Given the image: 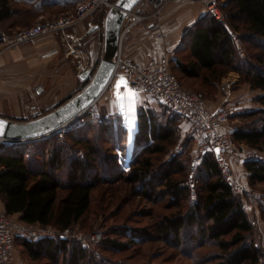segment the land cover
Here are the masks:
<instances>
[{"label": "trees", "instance_id": "trees-1", "mask_svg": "<svg viewBox=\"0 0 264 264\" xmlns=\"http://www.w3.org/2000/svg\"><path fill=\"white\" fill-rule=\"evenodd\" d=\"M218 2L225 25L208 14L193 24L187 34L189 54L178 59L176 73L197 93L216 86L231 71L250 89L259 90L260 107L238 114L244 121L231 134L234 143L258 147L264 143V0ZM9 10V0H0V18L7 17ZM231 32L244 45L243 57ZM192 77L199 80L190 85L187 82ZM161 107L168 111L161 114L163 118L148 110L137 113V129L129 146L124 144L126 131L119 125L120 119L112 115L108 123L87 118L80 127L63 131L62 136L1 144L0 199L5 213L18 214L24 223L65 229L86 217L98 187L122 185L131 196L151 204L166 198V209H174L155 216L149 227L114 224L110 232L127 238L131 246L162 240L191 253L196 264H259L264 244L255 240L254 225L242 201L223 179L213 152L205 154L196 169L198 186L192 203L183 160L172 157L155 166L154 156L164 154L174 144L179 129L178 115ZM92 129H97L111 147L103 148L89 139L86 131ZM115 149L120 153L112 156ZM244 166L251 185L264 183V162L246 161ZM15 240L35 263L114 264L90 254L75 240ZM98 244L118 252L128 250V244L117 239L104 237Z\"/></svg>", "mask_w": 264, "mask_h": 264}, {"label": "crops", "instance_id": "crops-1", "mask_svg": "<svg viewBox=\"0 0 264 264\" xmlns=\"http://www.w3.org/2000/svg\"><path fill=\"white\" fill-rule=\"evenodd\" d=\"M73 3L74 0H9V15L0 18V32L10 35L29 26L39 16L51 17L68 10ZM104 11L107 13L109 10H97L65 31L42 34L30 43L11 44L3 49L0 54V117L13 121L37 118L85 87L88 79L82 80L80 74L88 69L94 70L104 53ZM137 12L148 16L151 8L143 2ZM207 14L200 0L174 1L164 8L153 26H150L152 19H145L128 29L122 38L119 37L117 55L125 62L143 64L167 50L170 68L176 72L178 59L184 60L189 54L187 34L190 28ZM128 19L123 20L120 36ZM158 33L164 34V38L159 39ZM230 35L232 39L236 36L233 32ZM238 77V73L233 71L223 76L215 86L213 93L218 94L215 100L204 101V107L208 110L229 108L232 105L230 94H235L232 85L239 82ZM189 80L198 82L199 79L192 77ZM120 91L125 93L123 87ZM135 92L138 97L142 94ZM101 98L107 101L109 112L124 116V113L131 114L133 118L136 106L145 101L138 98L134 109L121 108L116 103L114 88L106 90ZM179 127L184 131L186 125L180 123ZM234 168L236 175L244 173L243 164H236ZM0 211H4L1 199Z\"/></svg>", "mask_w": 264, "mask_h": 264}, {"label": "built area", "instance_id": "built-area-1", "mask_svg": "<svg viewBox=\"0 0 264 264\" xmlns=\"http://www.w3.org/2000/svg\"><path fill=\"white\" fill-rule=\"evenodd\" d=\"M117 1L74 0L73 5L59 15L48 18L39 16L38 22L27 28L18 29L10 35L0 32V54L8 45L30 43L39 35L65 31L82 20L87 19L101 8L107 11L110 10L115 6ZM174 1L183 2L186 0H141L131 11L126 12L125 19H129L127 24L122 28L120 38L123 37L128 29L141 23L142 20L152 19L150 26H153L164 8ZM143 2L151 8V13L148 16L137 12L139 5ZM200 2L208 15L222 25H225V19L218 0H200ZM158 38L163 39L164 34L158 33ZM233 40L239 55L243 57L244 51L237 35L233 37ZM115 61V69L108 81L106 90L114 87L117 79L125 77L131 89L141 92L149 100L155 102V104L166 107L178 115L186 125V134L193 140L196 147L202 151L211 149L214 152L220 173L230 186L233 195L237 196L243 193L242 186L236 178L233 166L237 162L244 163L254 160V155L240 152L233 147L231 134L234 127L227 124L228 115L226 110L222 107L212 110L206 109L204 107V100L199 93L188 91L182 86L171 71L167 50L160 56L153 57L143 64L125 62L119 58V55L116 56ZM97 101L89 104L78 116L85 112H90L96 116ZM72 121L57 133L67 130ZM187 185L192 187V181H187ZM249 196L253 200L259 199V195L255 193H250ZM191 201L194 202L195 198H191ZM16 236L28 240L39 238L75 240L82 246H86L100 242L103 233L101 231L85 233L72 227L56 229L50 225L24 223L17 219H12L4 211H0V264H25L22 260L17 259L15 255Z\"/></svg>", "mask_w": 264, "mask_h": 264}, {"label": "rangeland", "instance_id": "rangeland-1", "mask_svg": "<svg viewBox=\"0 0 264 264\" xmlns=\"http://www.w3.org/2000/svg\"><path fill=\"white\" fill-rule=\"evenodd\" d=\"M38 21L39 19L36 18L32 24ZM32 24H30L29 26H31ZM29 26H26L24 28H27ZM241 45L244 51V55H246L244 45L243 44ZM171 71L186 90L197 93V91L195 92L194 89L189 88L188 86H186V84H184V82L179 80V75L173 69H171ZM238 80L239 82L237 81L235 84L232 85L233 89L235 90L234 91L235 94H230V96H232L230 97L232 98L231 99L232 105L229 106V108L222 107L226 110L228 115L227 124L232 125L234 128L240 125L244 121L243 119L237 117L238 114H242L249 110H254L260 107V105L257 103V97L261 95V92L259 90L250 89L249 85L246 82L240 80V77H238ZM191 82L194 81L189 80L187 83L192 85ZM110 88H114V87H110ZM215 91H216V87L214 86L212 88H209L207 92L205 90H200L199 93H201V97L203 98L204 101L210 102L215 100L216 96L218 95L213 93ZM138 98H142L145 101L139 103V105L136 106L134 118L131 114L124 113L125 114L124 116L122 113H116L113 111L109 112L106 109L107 101H104V99L100 97L96 102V110H97L96 116L92 115L90 112H85L84 114L76 117L71 122L69 127L70 128L80 127L86 122L87 118L88 119L101 118L103 122L108 123V121H110L111 119L109 117L110 115H112L113 118H115L116 116V118L120 119L119 125L123 127L126 131V141L124 140V144L127 143V145L129 146L132 141V136L134 135L137 129V113L140 110L142 111L148 110L149 112H153L158 116L163 114V112L165 111L166 113L168 112L167 110L164 111V109L161 106L157 104L156 105L153 104L143 94H139ZM162 116L163 115H161V117ZM178 120H179V124L184 123L180 118H178ZM69 127L67 130L70 129ZM63 133L64 132L55 133V134H57L58 136H62ZM86 133L89 139L95 141L101 147L103 148L111 147L110 143H106V139L103 138L104 137L103 135L99 137L98 134L100 133L97 132V129L87 130ZM231 142L233 147L235 149H238L240 152L253 154L254 155L253 161L264 162V143H262L258 147H250L244 144L234 143L232 139ZM5 143L9 144L8 142H4L0 140V146L1 144H5ZM121 144H123V140H121ZM210 152L213 151L211 149H206L205 151L199 150L194 144L193 140L186 134L185 127H184V131L179 127L177 132V138L175 139L174 144L170 145L166 149V152L164 154L154 156L155 166H161L164 162H167L172 157L177 158V161L183 160L184 166H186L188 169L185 185H187V181L190 180L193 183V186L192 187L190 186L191 194L189 200V202L192 203L191 198L193 197L196 198L195 191L197 190V186H198V182L196 180V174H197L196 169L199 167L203 156ZM119 153H120L119 150L115 149L112 150L111 154L112 156H114L115 154H119ZM124 158H126V156ZM244 163L237 162L234 163V165L243 164L244 166ZM243 171L244 173L241 172L238 173V175H236L237 173H235L236 178L241 184L243 190L242 191L243 193L238 194L237 197L242 201L243 208L247 212L249 219L254 225L255 240L259 242L260 245L262 246L264 244V183H255L251 185L248 179V172L246 168L243 169ZM234 172H235V168H234ZM240 179H242L243 182ZM107 192H109L110 194L113 193L114 196L113 194L107 195L106 194ZM250 193L258 194L259 199L258 200L251 199L249 196ZM111 196L112 198H110ZM166 204H169L166 198H161L159 200V203L155 205L147 202L144 199L131 196L128 192H125V189L122 185L120 186V185L104 184L98 187L93 192L90 209L86 217L81 219L79 223L71 227L77 230H81L85 233L101 231L103 233L101 240L105 237V238L117 239L118 242L127 243L128 250L122 252L108 249L105 246L103 247L98 243L82 246L87 248L90 254L95 253L97 254V256L109 259V261L114 264L115 263L116 264H196L197 260H194L193 256L192 257L190 256L191 253H188L187 251L179 248L172 247L173 245L172 244L170 245L169 241L153 240L149 242H144L140 244L139 247L138 244L131 246L129 243L130 241L127 238L114 235L110 232L114 224H123V225L126 224L138 228L149 227L153 223L152 219H154L155 216H157L158 214L170 213L171 211H174V209L172 210L166 209V207L168 206ZM10 217L12 219L19 220L18 216L10 215ZM17 237L19 236H16L15 239ZM15 255L17 259L22 260L25 264H50L44 261L38 263L30 261L27 258L24 249L17 242H15ZM259 264H264V255L260 258Z\"/></svg>", "mask_w": 264, "mask_h": 264}, {"label": "water", "instance_id": "water-1", "mask_svg": "<svg viewBox=\"0 0 264 264\" xmlns=\"http://www.w3.org/2000/svg\"><path fill=\"white\" fill-rule=\"evenodd\" d=\"M141 0H118L105 16L104 53L97 67L80 74L87 84L77 94L60 104L52 111L27 121H13L0 117L5 127L0 130V140L21 143L38 140L60 132L64 126L76 118L89 104L98 100L106 91L108 81L115 69V59L119 48L120 29L126 12L131 11Z\"/></svg>", "mask_w": 264, "mask_h": 264}, {"label": "snow or ice", "instance_id": "snow-or-ice-1", "mask_svg": "<svg viewBox=\"0 0 264 264\" xmlns=\"http://www.w3.org/2000/svg\"><path fill=\"white\" fill-rule=\"evenodd\" d=\"M132 3H135V0H131ZM125 89V93H121V88ZM114 95L116 96V103L121 108H132L134 109L135 104L138 99V94L128 87V83L124 77H120L116 80L114 85ZM5 127V122L0 121V130Z\"/></svg>", "mask_w": 264, "mask_h": 264}]
</instances>
